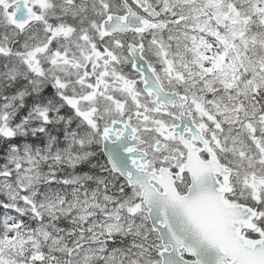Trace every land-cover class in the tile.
<instances>
[{
	"label": "snow or ice",
	"instance_id": "6c2138e0",
	"mask_svg": "<svg viewBox=\"0 0 264 264\" xmlns=\"http://www.w3.org/2000/svg\"><path fill=\"white\" fill-rule=\"evenodd\" d=\"M0 264H264V0H0Z\"/></svg>",
	"mask_w": 264,
	"mask_h": 264
}]
</instances>
